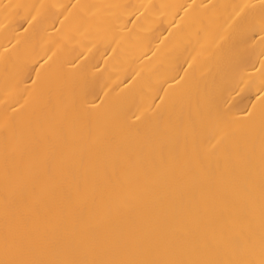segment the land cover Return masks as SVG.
I'll list each match as a JSON object with an SVG mask.
<instances>
[{
    "label": "bare ground",
    "instance_id": "obj_1",
    "mask_svg": "<svg viewBox=\"0 0 264 264\" xmlns=\"http://www.w3.org/2000/svg\"><path fill=\"white\" fill-rule=\"evenodd\" d=\"M0 264H264V0H0Z\"/></svg>",
    "mask_w": 264,
    "mask_h": 264
}]
</instances>
